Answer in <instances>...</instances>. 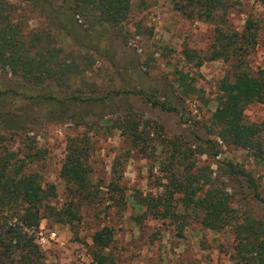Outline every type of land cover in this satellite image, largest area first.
<instances>
[{"label": "rangeland", "instance_id": "1", "mask_svg": "<svg viewBox=\"0 0 264 264\" xmlns=\"http://www.w3.org/2000/svg\"><path fill=\"white\" fill-rule=\"evenodd\" d=\"M230 1L227 13L204 21L185 17L170 0H132L127 17L112 26L74 13L76 0H0V13L19 24L27 38L44 36L39 46L50 41L59 58L76 66L62 84L46 80L36 85L0 68V150L24 158V169L37 173L44 188L54 189L33 231L46 264H90L91 236L104 226L113 234L104 250L109 264H232L231 228L208 229L193 213L188 222H173L138 203L165 195L161 166L176 137L181 148L193 150L188 161L207 167L211 186L231 194V206L264 218V204L254 193L264 198V163L221 141L210 125L218 84L233 73L231 59H206L215 25L239 32L247 19L257 23L256 43L242 67L251 73L264 67V5L261 0ZM197 57L205 59L202 64L197 65ZM180 71L193 86L189 94L182 91ZM148 96L175 111L151 105ZM244 118L264 124V103L248 104ZM125 119L146 132V139L133 143L120 125ZM73 136L89 141L86 190H76L59 176ZM203 140L213 141L215 148ZM227 162L248 172L256 189L229 173ZM69 209L74 218L65 221L72 216ZM39 231L43 243L36 238ZM50 232L56 233L54 239Z\"/></svg>", "mask_w": 264, "mask_h": 264}, {"label": "trees", "instance_id": "2", "mask_svg": "<svg viewBox=\"0 0 264 264\" xmlns=\"http://www.w3.org/2000/svg\"><path fill=\"white\" fill-rule=\"evenodd\" d=\"M177 11L187 18L213 21L218 13L224 15L233 3L230 0H170ZM132 0H76L74 13H83L92 23L117 26L128 15ZM264 5V0H261ZM257 23L247 19L241 31H226L216 24L213 29L211 50L208 60L218 58L231 59L233 73L224 77L218 84V103L210 118L211 128L216 136L226 144L247 150L249 157L264 163V124L247 122L244 118L245 107L252 102L264 103V67L251 73L242 65L245 56L256 43ZM19 24L0 13V68L8 69L25 82L32 85L46 80L62 84L65 76L75 74L74 63L64 61L57 55V49L49 45L50 41L39 46L44 36L27 38ZM187 57H192L190 52ZM197 65L205 60L197 57ZM188 74L180 71L178 80L183 85L184 94L193 90L187 81ZM132 91H126L130 93ZM79 96H69L76 99ZM151 105L164 111H175L158 98L151 99ZM125 134L136 143L146 132L138 130L131 119L120 122ZM149 135V132L147 133ZM179 138L171 140L172 150L169 160L162 164L167 182L162 197L139 200L147 211L157 217H168L177 223L188 222L191 213L208 229L220 230L229 227L234 238L232 264H264V218L244 209L239 213L231 206V194L226 189L211 186V177L207 167L198 166L195 160L187 158L193 154L190 146L181 148ZM212 149L215 143L203 140ZM89 141L84 138L70 137L62 161L59 176L70 182L76 190H86L91 169L88 163ZM29 154H26L28 156ZM25 156V157H26ZM31 157V156H29ZM185 161H188L185 163ZM183 164L182 171L178 166ZM24 158L17 157L12 150H0V264H46L38 249L33 235L42 219L41 209L46 206L45 199L54 193L53 186L44 188L38 174L24 169ZM229 173L241 176L249 187L256 189L253 177L237 168L231 162L226 163ZM237 176V177H238ZM207 186L206 188H204ZM177 203H173V194ZM264 204V198L258 196ZM161 206V207H159ZM65 221L74 218L68 210ZM113 234L109 227L96 230L92 236L90 264H109V256L104 250L110 245Z\"/></svg>", "mask_w": 264, "mask_h": 264}, {"label": "built area", "instance_id": "3", "mask_svg": "<svg viewBox=\"0 0 264 264\" xmlns=\"http://www.w3.org/2000/svg\"><path fill=\"white\" fill-rule=\"evenodd\" d=\"M55 237H56V233L55 232H50L49 238L50 239H54ZM36 238H37L39 243H43V242L46 241V238H45V236H43L42 231H39L37 233V237Z\"/></svg>", "mask_w": 264, "mask_h": 264}]
</instances>
